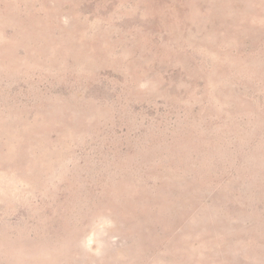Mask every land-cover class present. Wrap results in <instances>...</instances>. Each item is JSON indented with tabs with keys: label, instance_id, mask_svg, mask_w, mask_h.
<instances>
[{
	"label": "rangeland",
	"instance_id": "374dc122",
	"mask_svg": "<svg viewBox=\"0 0 264 264\" xmlns=\"http://www.w3.org/2000/svg\"><path fill=\"white\" fill-rule=\"evenodd\" d=\"M0 264H264V0H0Z\"/></svg>",
	"mask_w": 264,
	"mask_h": 264
}]
</instances>
